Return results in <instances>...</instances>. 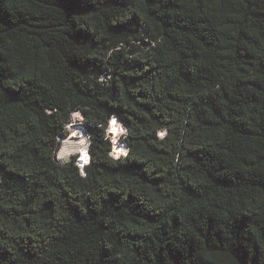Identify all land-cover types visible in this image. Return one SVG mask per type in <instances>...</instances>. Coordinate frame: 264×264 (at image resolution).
<instances>
[{"label": "trees", "instance_id": "trees-1", "mask_svg": "<svg viewBox=\"0 0 264 264\" xmlns=\"http://www.w3.org/2000/svg\"><path fill=\"white\" fill-rule=\"evenodd\" d=\"M78 106L83 179L52 158ZM0 264H264V0H0Z\"/></svg>", "mask_w": 264, "mask_h": 264}, {"label": "clouds", "instance_id": "clouds-1", "mask_svg": "<svg viewBox=\"0 0 264 264\" xmlns=\"http://www.w3.org/2000/svg\"><path fill=\"white\" fill-rule=\"evenodd\" d=\"M121 48H123L122 44L117 48L110 49L107 56L111 57L113 52L119 51ZM110 81L111 76L107 79L101 76L97 83L108 87ZM54 111L55 109L47 110V115H53ZM84 111H88V109H84ZM84 111L78 106L75 110L70 111L67 118L61 122L63 136L56 137V146L52 153L53 160L60 168L71 166L82 179L88 175L86 170L95 162L94 138L91 133L85 134L80 131V127L86 120ZM95 126L102 130V138L107 142V150L103 153L104 159L114 167L126 163L132 153V148L127 144L132 130L115 113H110L106 121L100 120ZM153 131L157 143L162 144L170 139L169 128L165 125L153 126ZM143 134L141 133V135ZM175 160L177 163L179 162V155Z\"/></svg>", "mask_w": 264, "mask_h": 264}, {"label": "rangeland", "instance_id": "rangeland-1", "mask_svg": "<svg viewBox=\"0 0 264 264\" xmlns=\"http://www.w3.org/2000/svg\"><path fill=\"white\" fill-rule=\"evenodd\" d=\"M80 131L84 132L85 134L88 133L87 130L85 129V127L83 125L80 127Z\"/></svg>", "mask_w": 264, "mask_h": 264}]
</instances>
